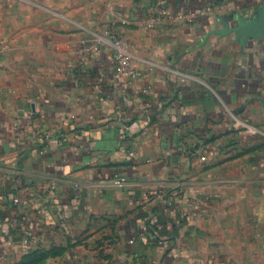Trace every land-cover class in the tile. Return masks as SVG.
<instances>
[{
  "label": "crops",
  "instance_id": "obj_1",
  "mask_svg": "<svg viewBox=\"0 0 264 264\" xmlns=\"http://www.w3.org/2000/svg\"><path fill=\"white\" fill-rule=\"evenodd\" d=\"M177 262L264 264V0H0V264Z\"/></svg>",
  "mask_w": 264,
  "mask_h": 264
},
{
  "label": "built area",
  "instance_id": "obj_2",
  "mask_svg": "<svg viewBox=\"0 0 264 264\" xmlns=\"http://www.w3.org/2000/svg\"><path fill=\"white\" fill-rule=\"evenodd\" d=\"M189 21H192L194 19V17L191 15L187 17ZM111 44L113 46V51L111 53V61H112V65H113V70L115 71V73L117 75H119L120 77L127 79V80H131L137 77L138 75V69L135 67L134 63H133V57L131 55V53L126 49V44L123 41L121 35L119 33H117L116 30H113L111 33ZM95 47H86L85 50L87 51H91L93 50ZM95 50V49H94ZM184 128V127H183ZM176 151H183V148L177 147ZM209 153H213L215 155L219 154V150L217 149V147H211L210 149H204L202 151V153L198 154L197 156L199 157V159L203 162L208 160V155ZM114 184L118 185V186H122L124 185L127 180L125 176H115L112 180H111ZM14 190H17V186L13 187ZM157 195H162L164 196L167 200L170 201V195L166 194L163 190H159L157 192ZM76 200L78 201L80 199V195H76L75 196ZM13 201L15 203H20V197L19 195H17L16 197H14ZM189 203L191 206V216L194 218V220H198L199 218H201L207 209V201L203 200L198 194H193L190 198H189ZM158 230H149V227L145 226L143 227V233L148 234L149 235H158ZM21 240L22 243L26 246H31L37 243V240L35 237H31L29 235H21ZM134 239L130 240L131 243H134ZM176 264H186L184 262H177Z\"/></svg>",
  "mask_w": 264,
  "mask_h": 264
}]
</instances>
